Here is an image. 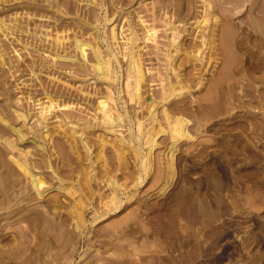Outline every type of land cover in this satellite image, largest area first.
<instances>
[{
  "label": "rangeland",
  "instance_id": "rangeland-1",
  "mask_svg": "<svg viewBox=\"0 0 264 264\" xmlns=\"http://www.w3.org/2000/svg\"><path fill=\"white\" fill-rule=\"evenodd\" d=\"M0 264H264V0H0Z\"/></svg>",
  "mask_w": 264,
  "mask_h": 264
},
{
  "label": "bare ground",
  "instance_id": "bare-ground-1",
  "mask_svg": "<svg viewBox=\"0 0 264 264\" xmlns=\"http://www.w3.org/2000/svg\"><path fill=\"white\" fill-rule=\"evenodd\" d=\"M139 18V17H138ZM138 21H139V23L138 24H140L141 26H142V28L143 29H145V27H147V25H148V23H147V21H145V19L143 20V19H138ZM139 25V26H140ZM149 26V25H148ZM175 26V25H174ZM174 26H169V28L167 29V30H169V33H171L172 35H171V38L173 37V33H174V31L176 30V27H174ZM173 28L175 29L174 31H173ZM149 30V29H148ZM144 31V30H143ZM147 31V30H146ZM132 33L131 34H133V31H131ZM145 32V31H144ZM136 34V33H135ZM134 34V37L136 36ZM113 38H114V36H112ZM132 37V39H133V42H131V43H133V44H135V46H137L136 45V37L134 38L133 37V35L131 36ZM131 40V39H130ZM138 41V40H137ZM136 42V43H135ZM129 44V45H131V47L129 48V49H127L128 51H127V66L126 67H128V72H129V76H131V78H133V81H134V86H133V88L135 89V91H138L139 90V88H140V83H141V81L143 80V77H144V72H143V68H142V66H141V61H139V59H140V57L138 56L139 55V52H138V54H137V50L136 49H133V47H134V45H132V44ZM76 45V47L78 48V50L81 52V56H83V57H85V51H84V47H83V44L82 43H76L75 44ZM133 46V47H132ZM158 47H159V45H158ZM132 48V49H131ZM156 49V48H155ZM161 49V48H160ZM164 49V48H163ZM90 50L92 51V53H93V55L95 56V58H96V62H93L92 63V66H93V68L95 69V71H97L98 72V74H100V76H101V78L103 77V78H110V71H111V69H110V65H109V62H108V60H106V59H104L103 58V56H102V53H101V51L97 48V47H90ZM91 61V60H90ZM86 62V61H85ZM88 62V61H87ZM96 74V73H95ZM114 74V73H113ZM128 74V73H127ZM126 74V75H127ZM128 76V75H127ZM126 82V81H125ZM129 85V84H128ZM97 103H98V106L97 107H99V110L100 111H102V113H103V115L106 117V119H107V122L109 121V126H108V131L109 132H113V131H115L113 128H111V126H112V119H109L110 118V112H109V109L105 106V103H104V101H102V100H98L97 101ZM98 110V109H97ZM42 112V111H41ZM41 115V114H40ZM43 115V114H42ZM102 115V116H103ZM42 118H44L43 116H42ZM104 118V117H103ZM112 122V123H111ZM11 128H13V127H11ZM8 144V146L11 148V149H13V148H15V145L13 144V142H11V141H8L7 143H6V145ZM155 144V142H154V138H152L151 139V141H150V146H149V151L152 149V147H153V145ZM17 150H18V148H17ZM22 150V149H21ZM23 152V151H22ZM25 152V151H24ZM25 156V155H24ZM24 158V157H23ZM1 163H2V160H1ZM15 163H16V165L21 169V171L26 175V178L30 181V183L33 185V187H34V189H37L38 188V185L41 183L40 181H39V178L36 176V174L33 172V171H31L30 170V168H29V166L27 165V163H26V160H19V157H18V160H15ZM16 166V167H17ZM7 168V167H6ZM11 168H13V166L11 167ZM8 169V168H7ZM9 170V169H8ZM38 190V189H37ZM38 192V191H37Z\"/></svg>",
  "mask_w": 264,
  "mask_h": 264
}]
</instances>
